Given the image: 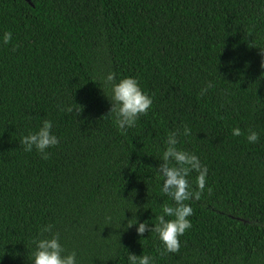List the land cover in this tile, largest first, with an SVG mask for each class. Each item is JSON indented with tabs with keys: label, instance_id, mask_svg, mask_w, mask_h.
<instances>
[{
	"label": "trees",
	"instance_id": "1",
	"mask_svg": "<svg viewBox=\"0 0 264 264\" xmlns=\"http://www.w3.org/2000/svg\"><path fill=\"white\" fill-rule=\"evenodd\" d=\"M6 31L0 264H32L46 225L78 264H129V252L153 264H264V0H0ZM109 73L152 98L124 132L107 115ZM43 120L59 138L47 159L19 143ZM175 130L208 172L184 202L192 227L166 252L150 229L174 206L158 166ZM136 220L148 224L142 236L127 226Z\"/></svg>",
	"mask_w": 264,
	"mask_h": 264
},
{
	"label": "clouds",
	"instance_id": "2",
	"mask_svg": "<svg viewBox=\"0 0 264 264\" xmlns=\"http://www.w3.org/2000/svg\"><path fill=\"white\" fill-rule=\"evenodd\" d=\"M12 38V33H3V43L7 44ZM264 67V63L261 65ZM104 85L109 89L106 95L110 102V109L107 115L114 117L115 124L121 132L135 126L138 118L147 113L152 106V98L144 92L138 80L134 77H123L118 81L112 73L104 78ZM212 83L208 82L200 90V95H204ZM71 111V109H68ZM77 111L80 113L79 109ZM53 123L51 120H43L35 131H29L23 135L19 141L25 152L34 149L41 154L42 158L47 159V149L59 143V138L53 133ZM233 135H240L241 130L234 128ZM183 135L189 134V129L184 127ZM181 135L180 130L172 131L167 136V147L162 153L159 173L163 177L161 191L174 201V206L163 205L162 214L157 217V223L152 224L151 231L158 234L166 252H177L180 248L179 237L186 230L192 227L188 219L193 214L190 204L184 203L192 198H199L204 190L208 169L202 165L195 154L188 153L176 147L177 137ZM249 143H255L259 139L256 131H249L246 136ZM198 173L196 177L197 191L193 190L188 180L190 171ZM165 217H173L165 219ZM136 225L137 234L142 236L148 224L136 220L128 223V227ZM44 233H51L50 236H43ZM41 237L33 240L35 245L32 254V264H78L75 251L65 253V248L60 241L59 233L52 232V226L46 225L41 229ZM129 264H153V260L148 255L139 256L134 253L128 255Z\"/></svg>",
	"mask_w": 264,
	"mask_h": 264
}]
</instances>
